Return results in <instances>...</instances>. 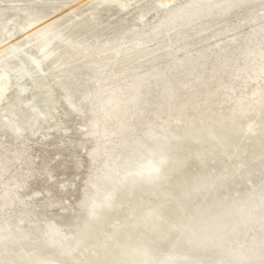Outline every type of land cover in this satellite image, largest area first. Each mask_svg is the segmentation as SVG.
<instances>
[{
    "label": "rangeland",
    "instance_id": "rangeland-1",
    "mask_svg": "<svg viewBox=\"0 0 264 264\" xmlns=\"http://www.w3.org/2000/svg\"><path fill=\"white\" fill-rule=\"evenodd\" d=\"M194 1L0 0V48L8 42L14 45V51L0 54V63L17 70L21 59L32 62V67H37L35 77L42 78L43 84L53 89L54 97L58 100L56 117L61 122L57 128L43 127L29 101L31 92L18 98L16 86L9 90L8 99L2 105L7 109L8 118L0 116V227L9 224L13 228L18 224L21 227L18 233L44 241L42 231L45 224L54 222L67 238L56 242V247L71 250L81 238L91 204L102 200L104 194L118 186L124 175L130 178L137 170H143L147 157H157L161 144L168 142L165 138L185 137L197 130L198 138L193 137L191 146L196 144L197 139L203 140L211 134L212 138L218 140L222 135L215 137L213 131H207V126L213 125L212 121L206 124L203 120H211L219 113L241 106L254 108L259 104L264 96V0H209L197 13L187 17L185 11ZM218 1L221 4L213 9L216 16L206 17V25L199 26L196 22L200 21L201 24L205 11ZM39 2L46 3L41 12L33 6ZM89 11H95L98 20L108 28L106 32L96 28L88 34L89 40L85 45L89 49L106 48L123 42L129 44L137 39L144 42L156 36L167 39L168 43L167 30L174 28L182 16L185 23L183 28L188 36L178 41L171 39L173 48H165L149 57L145 67L136 71L134 76L128 75V67L121 61L111 64L113 67L122 66L118 73H108L107 64L102 70H96L94 61L83 60V50L61 52L64 65L55 72L46 71L45 66L38 68L35 60L39 55L38 48L33 37L27 38V33L38 23V17L41 16L44 21L64 15L65 20L77 22L84 19V13ZM194 25L197 27L189 28ZM96 37L99 40L93 46L91 41ZM74 38L81 42L84 35L77 33ZM30 81L28 76L21 80L24 84ZM62 98L64 106L61 105ZM260 110V113L257 111L258 114L255 112L251 116L254 118L252 122L264 118V107ZM229 125L234 126L233 129ZM214 127V131L218 132L230 129L235 134L237 131L236 147L227 142H215L214 139L204 142L201 147L194 145L192 148L195 149L187 152L190 156L194 155L190 161L197 167L204 156L214 155L218 159L219 151L222 154L231 150L230 155L227 153L224 158L225 169L206 172V177L198 180L197 183L206 179L214 182L208 191L204 188L192 192L198 187L195 184L173 194H184L183 197L188 193L205 195L221 188L219 182L233 180L245 185L250 193H255V177L264 174V159L258 157L264 151V140L259 138L260 134H264V129L256 132L247 129L243 133L231 121L214 123ZM249 136H256V139L254 137L255 140L248 142ZM180 140L176 139L175 143ZM244 147V158H256L246 161L242 157L239 163L234 164L233 157ZM217 162L211 161L210 164L221 166ZM179 163L181 167L184 161ZM184 165L183 170L186 171ZM220 172H226L231 178H221ZM172 177L169 176V179L175 181L182 176ZM136 184L131 186V190ZM171 190L164 187L155 193L153 186L144 190L142 194L153 193L151 199L140 198L139 209L136 208L139 200L137 203L131 201L125 208L130 207L132 214L129 213L127 218L119 217L116 226L120 227L119 224L126 219L136 227L133 232L135 237H142L146 230L144 226L148 223L144 220L145 215L138 214L145 207L160 206L164 195ZM248 194H237L227 199L221 196L215 200L216 203H204L203 213L198 212L190 217L191 230L186 233L189 242L183 247L172 245L169 251L158 250L164 241H152L155 238L143 236L144 240L152 242L150 247L144 249L150 257H154L150 260L152 264L163 261V258H157L158 255L173 254L184 249L199 253L205 245L214 243L216 240L211 232L214 225L223 220L228 206L229 210L235 208ZM174 197L170 203H177ZM183 197L179 200H183ZM206 206L210 210L204 213ZM154 219L163 220L156 215ZM114 230L111 235L115 233ZM169 232V239L166 240L177 242L184 235L180 229ZM177 262L181 264L179 260Z\"/></svg>",
    "mask_w": 264,
    "mask_h": 264
},
{
    "label": "bare ground",
    "instance_id": "bare-ground-1",
    "mask_svg": "<svg viewBox=\"0 0 264 264\" xmlns=\"http://www.w3.org/2000/svg\"><path fill=\"white\" fill-rule=\"evenodd\" d=\"M208 1L209 0L194 1L190 4L188 11H185V15L189 17L191 14L197 13L199 8ZM220 2L221 1H218L215 5L211 6V9L205 11V18L201 21V24L199 23L200 21L196 23L199 26L206 25L208 21L206 17L216 16L217 13L216 11H213V9L215 10L217 6L221 4ZM45 4L46 3L39 2L33 6L37 7L38 12H41L42 9L45 8ZM162 4L164 3L162 2ZM64 17V15H58L42 21V17L39 16L38 23L33 27L32 31L27 33V38L29 39L33 37L34 44H36L38 48L37 52L39 55L35 59L38 68L45 66V70L48 72H55L56 69H59L64 65L62 57L64 55H61V52L64 50L77 52L83 50V53L85 54L83 60L94 61L93 64H95L96 70H102L104 64H107L106 66L109 68L107 70L108 73H118L122 66L113 67L111 64H115L116 61H121L125 62L124 65L128 67V75L134 76L136 71L145 67L144 64L149 57L155 56L165 48H173V39L178 41L188 36V32L183 28L185 23L183 22L184 18L182 16L180 21L174 25V28L167 30V34H169L170 38L168 43H166L167 39L163 40L161 37L156 36L153 39L144 42L137 39L129 44L123 42L122 44L106 48L98 49L95 47L89 49L85 45L89 40V37H87L88 34L96 28L100 29L102 32H106L108 29L107 26L102 25L101 21L98 20L95 11L84 13V19L77 22L73 19L65 20ZM196 27L197 26L194 25L189 28L194 29ZM172 30V34L169 33ZM77 33L84 35L81 42L76 41V38H74ZM64 35L66 36L63 37ZM98 40V37L93 39L91 45L93 44L94 46ZM12 44L13 43L11 42L4 44L0 48V54L3 51H14V45ZM35 68L32 67V62H28L25 58L21 59V65L18 66L17 70H12L5 63H0V116L8 118V115L5 112L7 109L2 107V105L4 104V101L8 99L9 90L13 86H16V96L18 98L22 97L29 91L31 92L29 101L32 103V108L37 112L39 122L43 127L48 129L54 128L55 126L56 128L60 127L61 122H59V118L56 117L58 100L54 97L52 87L43 84L42 78L35 77ZM25 76H28L31 80L28 84L21 82L22 78ZM205 104L208 105L207 102ZM263 107L264 96L254 108L241 106L238 109L230 110L226 113H219L211 120L205 119L202 122L207 124V121H212L213 125L207 126V131L210 133L213 131L215 137L222 135V137L217 140L218 143H230L232 147H236L234 143L236 142L237 131L235 134L231 133L230 129H224L223 131L220 130L221 132L214 131V123L220 124L231 121L236 129L241 130V132L243 131V133L247 132V129H249L250 132H256L264 129V118L259 119L257 122H252V119L254 118H251V116H254L255 112L261 111V108L263 110ZM228 127L232 126L229 125ZM233 127L231 129H233ZM113 129L114 128L111 130ZM196 131L197 130L185 137L172 136L165 138V141L168 142H163V145L161 144L160 153L157 157L150 155L147 157L145 162L146 165L143 170H137L130 178L124 175L118 186L112 187L106 194H104L102 200L91 204L86 214L87 220L83 226V233L80 240L83 239V236L86 233H88L89 236L90 233H93V235L81 250L77 251V249L72 251L74 249L64 250L56 247V242L60 243L63 239L66 240L67 238L61 230H59V226L54 222L45 224L44 231H42L44 241L34 240L28 237V234L18 233L21 228L18 224H15L13 228H11L9 224H6L0 227V264H61V262L63 264H139V262L140 264H152L153 262L150 260L154 257H150L148 251L144 250L146 247H150L152 242L151 240L149 241V239L144 240L143 236H149L150 239L152 237L155 238L152 241H164L158 250L163 251V249H166L169 251L171 250L170 248L172 245L177 248L183 247L189 242L186 233L191 230V218L194 217L195 214L197 215L198 212V214L203 213L201 210H203L204 203H214L215 200L221 196H224V198L227 199L231 197L234 198L237 194L245 196V194L248 193V196L243 198L235 208L229 210L230 208L228 209V207L230 206H228L226 211H224L226 212V215L222 218L223 220L219 224L214 225L215 228L211 231L213 232L212 237L216 240L214 243L207 246H204L203 244L204 248L202 247L203 249H201L202 251L199 253L192 249H186L187 251H184L185 249L183 248L184 250L177 253L173 251L175 254L173 253L163 256L158 255L157 258H163V261L161 260L155 264H180L177 262L178 260L181 264H264V174L255 177V193H250L249 189L245 188V185L242 186V183L233 180L219 182L218 184L222 186L221 188L214 189L212 190L213 192L209 191L205 193V195L203 193L195 196L188 195V193L185 197H183L184 194L179 196L175 195L179 193L178 190L181 188H189V186H194L195 184H198V187L192 190V192H197L204 188L209 190V188L214 185V182L212 183V181L206 179L197 183L198 180L204 179L203 177H206V172L209 173L211 170H224V167H226V161L224 159L225 155H227V153L230 155L231 150H227V152L224 151L222 154L220 151L217 153V156L219 155V160L214 155L204 156L203 159L207 158V161L203 162V159H201L196 167L195 164L191 163L192 160L190 161L194 155L190 156L187 151L191 152L195 149L192 148L194 145V147H201L203 143L208 142L213 135L211 134V136L204 138L203 140L199 138L195 142L196 144L193 143L194 145L191 146L190 144L192 143L191 141L193 140V137L198 136ZM260 135L259 138L264 140V134ZM254 137L256 139V136H249L247 141L255 140ZM178 138L181 139L180 142L175 143ZM263 140H261V142ZM230 144L228 146H230ZM231 149L234 151L233 148ZM244 151L245 147L243 151H237L239 154L235 152L236 156L233 157L234 164L239 163L244 158L242 156ZM205 155H207V153ZM188 156L190 158H188ZM259 156L264 159V151L259 153L258 157ZM167 158L169 159L166 161L167 163L161 171L159 180H157V182H148V179L150 178L149 176H152L151 174L157 168L158 163ZM255 158L256 157L249 156L244 159L249 161ZM182 160L184 161V164H186V171L183 170V167L185 166L184 164L179 167V161ZM211 161H218L221 166L218 167L216 165H211ZM174 166H176V168H173ZM225 173L226 172L220 174L222 175L221 178L230 179L231 175ZM258 173L260 172L258 171ZM186 174H188L189 176L187 175V177L191 179L187 178ZM171 175L174 177L182 176L183 178L176 179L177 182H175L176 180L173 181L169 179V176ZM134 183L138 184H136L131 190V186ZM249 183L248 185H250ZM218 184L215 186L217 187ZM152 186L155 188V193L164 189V187H169L172 190L164 195V199H162L163 201L160 206L145 207L142 210V213L138 214L145 215L146 217L144 216V220L146 219V224H148L147 226H144L146 227V230L143 232L144 235L140 238H136V234L133 233L136 227L131 225L126 219H124V221L122 220L119 224L120 227H117V221L119 220V217L127 218L126 216H128L129 213L130 215L132 214V211L130 212L129 209L130 207L128 209L125 208L130 205L131 201L137 203L140 198L145 200L144 197L151 199L153 193L148 194L149 192H146V194H142V192ZM172 196H176L174 198L178 200H176L177 203H175V201L174 203H170ZM182 197L184 199L179 200V198ZM112 199L113 202L117 204V207L107 206L108 204H113ZM140 200L138 204H136V208L138 209L141 208ZM209 210L210 209L207 207L204 213ZM155 215L161 217V219L163 218V220L156 221V219H154ZM116 227L118 228L117 230L115 229ZM179 229L181 230V233L184 234L183 237L180 236V239H178L177 242L176 240H166L169 239L168 236L170 230L179 231ZM113 230L115 233L111 235ZM106 236H109V238L106 239ZM85 248L86 250L84 251Z\"/></svg>",
    "mask_w": 264,
    "mask_h": 264
},
{
    "label": "water",
    "instance_id": "water-1",
    "mask_svg": "<svg viewBox=\"0 0 264 264\" xmlns=\"http://www.w3.org/2000/svg\"><path fill=\"white\" fill-rule=\"evenodd\" d=\"M58 91V90H57ZM62 100H64L63 98L61 99V102H62V106H64V104H63V102H65V101H62ZM71 106V108H74L75 109V106H72V105H70ZM215 138H210V140H214ZM215 142H217V140L215 139ZM168 159L169 158H167V159H163V161L162 162H160V163H158V166H157V168L154 170V172H152V176H149L150 178L148 179V182L149 181H151V182H157V180H159V176H160V174H161V171L163 170V168H164V166H165V164L167 163L166 161H168ZM139 181H141V180H139ZM143 181V180H142ZM105 203V202H104ZM107 203H109V202H107ZM111 203V202H110ZM112 203L113 204H108V206H113V207H117V204H115V202H113V199H112ZM106 206V205H105ZM92 235H93V233H90V236H89V234L88 233H86V234H84V236H83V239L82 240H80L79 241V243H77V244H75V246H73V249L74 250H72V251H75V250H77V251H79V250H81L82 249V247L86 244V242L89 240V238L90 237H92ZM70 240V239H69ZM72 240V239H71ZM70 240V241H71ZM87 248V247H86ZM86 248L84 249V251L86 250ZM71 251V252H72ZM83 251V250H82ZM41 264H43V263H41ZM61 264H63L62 262H61Z\"/></svg>",
    "mask_w": 264,
    "mask_h": 264
}]
</instances>
